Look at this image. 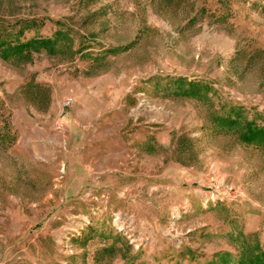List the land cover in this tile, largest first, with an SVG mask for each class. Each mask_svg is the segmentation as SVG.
<instances>
[{"label": "rangeland", "instance_id": "obj_1", "mask_svg": "<svg viewBox=\"0 0 264 264\" xmlns=\"http://www.w3.org/2000/svg\"><path fill=\"white\" fill-rule=\"evenodd\" d=\"M57 30L0 55V264H264V0H0Z\"/></svg>", "mask_w": 264, "mask_h": 264}, {"label": "trees", "instance_id": "obj_2", "mask_svg": "<svg viewBox=\"0 0 264 264\" xmlns=\"http://www.w3.org/2000/svg\"><path fill=\"white\" fill-rule=\"evenodd\" d=\"M29 22V21H28ZM35 25V22L30 21L27 23L24 27H21L17 32L19 34H23L25 29L32 27ZM62 34V30H57L55 32V37L53 38H33L25 42L17 41V42H12L9 40H0V55L4 59H8L9 53H19V51L22 50H34L38 51L39 47H45L48 48L51 45L55 44L59 36ZM183 79H179L181 81ZM184 95L187 96H195L196 94L185 92ZM233 112V110H232ZM219 125L221 127H228V128H233L236 125L239 124L238 119H233L231 116V113L227 116L218 118ZM246 131L244 132L242 136V141L243 143L246 144H256V143H263L264 142H257V141H264V129L256 126L255 123L253 122H246L245 123ZM1 130H0V137L4 138V135H1ZM217 264V263H216ZM221 264V263H220ZM224 264V263H222Z\"/></svg>", "mask_w": 264, "mask_h": 264}, {"label": "built area", "instance_id": "obj_3", "mask_svg": "<svg viewBox=\"0 0 264 264\" xmlns=\"http://www.w3.org/2000/svg\"><path fill=\"white\" fill-rule=\"evenodd\" d=\"M67 104L70 105V102H68Z\"/></svg>", "mask_w": 264, "mask_h": 264}]
</instances>
